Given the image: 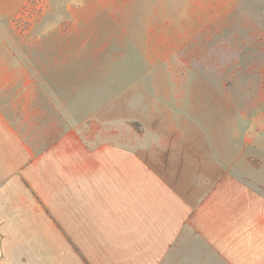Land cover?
<instances>
[{"label": "rangeland", "instance_id": "374dc122", "mask_svg": "<svg viewBox=\"0 0 264 264\" xmlns=\"http://www.w3.org/2000/svg\"><path fill=\"white\" fill-rule=\"evenodd\" d=\"M0 109L85 139L203 128L256 162L264 0H0Z\"/></svg>", "mask_w": 264, "mask_h": 264}, {"label": "crops", "instance_id": "0c3cea01", "mask_svg": "<svg viewBox=\"0 0 264 264\" xmlns=\"http://www.w3.org/2000/svg\"><path fill=\"white\" fill-rule=\"evenodd\" d=\"M29 124L0 109V264H264V148Z\"/></svg>", "mask_w": 264, "mask_h": 264}]
</instances>
